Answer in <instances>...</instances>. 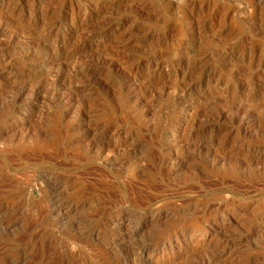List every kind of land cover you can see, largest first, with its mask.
I'll return each instance as SVG.
<instances>
[{"label": "rangeland", "instance_id": "rangeland-1", "mask_svg": "<svg viewBox=\"0 0 264 264\" xmlns=\"http://www.w3.org/2000/svg\"><path fill=\"white\" fill-rule=\"evenodd\" d=\"M0 264H264V0H0Z\"/></svg>", "mask_w": 264, "mask_h": 264}, {"label": "bare ground", "instance_id": "bare-ground-1", "mask_svg": "<svg viewBox=\"0 0 264 264\" xmlns=\"http://www.w3.org/2000/svg\"><path fill=\"white\" fill-rule=\"evenodd\" d=\"M36 20V19H35ZM51 22V21H50ZM33 23H34V21H33ZM50 27H51V25H50ZM97 36V35H96ZM89 38H91V37H89ZM44 44V43H43ZM69 55V54H68ZM61 75H63V74H61ZM91 75V74H90ZM60 76V75H59ZM54 78V77H53ZM63 78H64V76H63ZM76 88V87H75ZM26 90V89H25ZM37 91V90H36ZM81 91H82V89H81ZM81 93V92H80ZM38 94V93H37ZM79 95V94H78ZM67 96H69V94L67 95ZM72 96V95H71ZM14 98V97H13ZM16 98V97H15ZM71 98V97H70ZM34 99V98H33ZM13 100V99H12ZM191 140V139H190ZM39 141V140H38ZM187 141H189V140H187ZM40 144H41V142H40ZM38 145V142L36 143H34V145H33V147L34 146H37ZM200 145V144H199ZM203 145V144H202ZM206 145V144H205ZM200 148V147H199ZM208 150V149H207ZM222 150H220V152H221ZM201 153V152H200ZM209 153V152H208ZM54 204V203H53ZM58 204V203H57ZM57 209H58V206H57Z\"/></svg>", "mask_w": 264, "mask_h": 264}]
</instances>
